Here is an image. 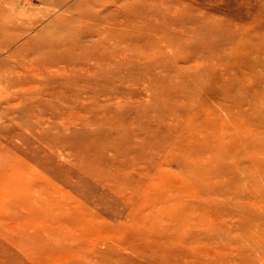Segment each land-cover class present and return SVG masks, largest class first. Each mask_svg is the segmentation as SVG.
<instances>
[{"label": "rangeland", "instance_id": "1", "mask_svg": "<svg viewBox=\"0 0 264 264\" xmlns=\"http://www.w3.org/2000/svg\"><path fill=\"white\" fill-rule=\"evenodd\" d=\"M77 1L0 0L43 32L0 45V224L41 236L0 264H264L217 203L264 210V0Z\"/></svg>", "mask_w": 264, "mask_h": 264}, {"label": "bare ground", "instance_id": "2", "mask_svg": "<svg viewBox=\"0 0 264 264\" xmlns=\"http://www.w3.org/2000/svg\"><path fill=\"white\" fill-rule=\"evenodd\" d=\"M63 1L65 0H54V2L56 3L55 5H61L63 3ZM91 1V0H90ZM89 1V3H90ZM93 2V1H91ZM95 2V1H94ZM15 4V3H14ZM95 4V3H94ZM97 4V3H96ZM87 6L88 5V1L86 0H78L77 2L74 3L73 5V10L76 11L77 15L79 16L80 13H81V6ZM8 9L10 7H7ZM16 8V7H15ZM13 7V9H15ZM11 9V8H10ZM12 9V10H13ZM11 10V11H12ZM17 10V9H16ZM21 10V9H20ZM24 10V9H23ZM25 11V10H24ZM87 11V9H86ZM89 11V10H88ZM21 12V11H20ZM23 12V11H22ZM9 13L13 14L12 12H5L1 15L0 13V29L3 28V34L0 36V45H4V43L6 44L7 40L9 39H12L14 41H18L22 38H25V40L21 43V46H28L30 47L31 43L29 42H34L33 38L35 35H39L41 33V31L39 33H36L30 37L27 36V34L29 33V29L28 28H22L21 25H18V22H17V18H15L16 14L15 15H10ZM26 13V12H25ZM20 14V13H19ZM98 19V18H97ZM23 20L25 21V19H21L18 20V21H21L23 22ZM49 22V21H48ZM23 24V23H22ZM25 25V24H24ZM44 26V25H43ZM18 31V33H10V30L12 29L14 31V29ZM31 29V28H30ZM11 30V31H12ZM32 30V29H31ZM30 30V31H31ZM34 30V29H33ZM36 31V30H35ZM15 32V31H14ZM32 32V31H31ZM43 33V32H42ZM41 33V34H42ZM30 35V33H29ZM40 36V35H39ZM35 42H36V39H35ZM40 42V38H39V41ZM43 42L44 41H41L39 44H37L39 47H41L43 45ZM9 43V41H8ZM12 43V42H10ZM37 43V42H36ZM45 48H48V52L51 51V49H53V45L51 43L49 44H45ZM34 46V45H33ZM36 47V46H35ZM33 48V47H32ZM1 51V50H0ZM14 51V50H13ZM51 53V52H50ZM49 53V55H50ZM42 53V57L39 55L38 57H35L36 59H32L34 62L37 61V62H40L41 63V66L45 68V66L47 65L48 66V57L46 55L48 54H44ZM52 56V55H51ZM31 59L30 58H25V61H30ZM36 62V63H37ZM24 63V62H23ZM7 65V64H6ZM5 65V67H6ZM15 65H16V62H15ZM18 65V64H17ZM16 65V66H17ZM4 66V64H3ZM17 68V67H16ZM3 69V68H1ZM5 69V68H4ZM3 69V70H4ZM14 69V68H13ZM8 72H10L9 70H7ZM15 71V70H14ZM76 71V70H75ZM74 71V72H75ZM1 72V71H0ZM6 72V71H5ZM7 72V73H8ZM3 73V72H2ZM1 73V74H2ZM18 74V73H17ZM16 72H15V76L17 75ZM13 75V73H12ZM10 76V75H9ZM8 76V77H9ZM19 77V76H18ZM4 78V77H3ZM10 78V77H9ZM13 79V78H12ZM20 79V78H19ZM6 81V80H5ZM8 81V80H7ZM29 81V80H28ZM11 82V81H10ZM13 82H14V79H13ZM17 83V81H15ZM12 83V82H11ZM3 84H4V81H3ZM15 84V83H14ZM22 89V88H21ZM71 97V96H70ZM261 121L262 118H261ZM258 133V132H257ZM260 133V132H259ZM260 135V134H259ZM258 135V136H259ZM213 140H214V135L213 133H203V134H196L195 131H193L191 134H189L188 132V135L185 137L183 143H182V146L184 148V151L187 152V151H194V150H197L199 148L204 149L205 151H207L208 153H210L211 155H214L215 157L218 156L219 152H215V151H211L210 152V146L213 144ZM199 145L198 147L195 148V145ZM226 145V144H225ZM227 146V145H226ZM212 147V146H211ZM247 153V152H246ZM226 155V154H225ZM231 157V156H230ZM231 161V160H230ZM236 161V160H235ZM242 161V160H241ZM230 164V163H229ZM233 164V163H232ZM236 164V163H234ZM245 164V163H244ZM231 165V164H230ZM229 167L232 168V165ZM237 165V164H236ZM235 165V166H236ZM234 166V167H235ZM238 166H236L237 168ZM20 168V165H17L15 167H10L9 170H8V174L10 177L14 176L17 174V171L19 170ZM228 168V167H227ZM226 168V169H227ZM240 168V166H239ZM243 168V167H242ZM235 169V168H234ZM196 168H192L191 169V172H196ZM243 170V169H242ZM230 176V175H229ZM32 183H27L26 186H30ZM218 205L222 208L221 210H223L225 213L227 212H232L233 214L237 215L239 217V219L243 220L244 221V231L245 233L247 234L248 230H250V234H251V237L255 240V241H260V243H258L260 246L259 247H252V244H249V246H246V247H241V243L240 241H234L233 242V247L235 246L237 251H242L243 254H247L249 252V256H252L253 257V252H254V257H253V260H258L261 258V256L264 255V210H253V209H236L233 208V203H230V202H227V201H224V200H220V201H217ZM236 211V212H235ZM36 212H39V210L36 211L35 208L32 209V214H35ZM3 223L0 224V239L7 243V244H10L12 246H19L20 247H23L25 249H30L31 246H30V243H35L34 240H40V235L39 234H33V235H30V234H27L28 231L26 228L22 227V226H18V228H16L14 225H12V221H5L3 220L2 221ZM45 224V223H44ZM217 230H220V231H224L225 233L227 234H230L232 233L231 237H239L240 236V232H237L235 231L234 229H232L230 226L228 225H223V224H220L218 227H217ZM43 233H46V227L43 231ZM42 233V234H43ZM221 239V243H222V246L224 249L227 250V246H226V243H225V238L224 236L220 237ZM58 244L62 243V238L61 237H58L57 241H56ZM43 243H46L50 246V251L52 252V249H51V243L50 242H46V241H43ZM47 247V246H46ZM232 261V260H231ZM252 263V262H251ZM255 264V262H253Z\"/></svg>", "mask_w": 264, "mask_h": 264}]
</instances>
